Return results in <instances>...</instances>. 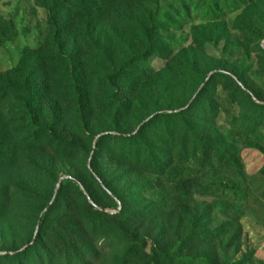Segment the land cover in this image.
Segmentation results:
<instances>
[{
	"label": "rangeland",
	"instance_id": "obj_1",
	"mask_svg": "<svg viewBox=\"0 0 264 264\" xmlns=\"http://www.w3.org/2000/svg\"><path fill=\"white\" fill-rule=\"evenodd\" d=\"M232 1L237 8L209 20L182 15L171 0H0V264L28 249L42 216L26 264L64 253L65 229L73 256L88 263L95 241L82 251L72 228L85 216V191L110 215L123 211L103 224L101 237L116 239L93 252L92 264H179L163 260L172 250L190 261L264 264V128L244 133L230 122L260 117L264 0ZM189 106L209 145L163 175L121 162L118 143L105 137L151 124L147 138L156 140L168 129L158 114ZM25 109L50 134L35 149L24 146L29 135L18 137ZM98 142L97 171L122 202H112L89 170ZM70 176L79 184L53 200ZM135 242L144 247L135 251Z\"/></svg>",
	"mask_w": 264,
	"mask_h": 264
},
{
	"label": "trees",
	"instance_id": "obj_2",
	"mask_svg": "<svg viewBox=\"0 0 264 264\" xmlns=\"http://www.w3.org/2000/svg\"><path fill=\"white\" fill-rule=\"evenodd\" d=\"M173 4L182 6L183 9L181 11L182 15H188L189 12H195L200 13L203 18L209 19V20H215L216 18H221L223 16L221 12H230L234 10V8H237V6L234 5L232 0H171ZM220 1H223V3L220 5L218 4ZM219 6H221L219 9ZM235 6V7H234ZM221 10V11H219ZM237 77V76H236ZM235 79V78H234ZM236 82L240 85L242 82L239 77L235 79ZM5 92L7 94L12 93L11 89H6ZM240 95H243L244 97L250 98L248 93H239ZM257 100L258 98L255 97ZM254 106L260 111L259 115L260 117H256V115H234L231 119V127L232 129H238L244 133L249 132L250 130L252 132L257 131L259 129L264 128V102H262L260 99L257 100V103L254 102ZM192 107L189 106L185 109H181L179 111H170L169 113H163L160 112L158 116L156 117L155 121H160L161 123H165L168 125V129H165L164 131L161 130V134L157 139H160L158 141L154 138H147L149 131L148 126H141L136 133H126L125 131L118 130L113 133H106L105 137H110L112 139H115L118 143V147L120 148V152H118V158L121 162L126 163L133 168L137 169H144L148 171L150 174H153L154 172H158L157 174L163 175L169 168V166L175 164V163H186L190 159L196 160L198 152L203 149V146L206 144L209 145V143H204L201 140V136H203V129L202 127L195 126L196 118L193 116L192 113ZM25 114V120L23 121V126L18 129V137H24L28 136V140H30V143H24V146L27 148H37L39 147V139L42 136H49L50 134L47 131V129L39 127L36 122L35 118L32 116V114L28 113V111L25 109L23 111ZM209 121H207L210 125L208 129H212V126L214 123H216L215 118H209ZM154 120L150 123L155 122ZM205 122V123H207ZM11 139V137H10ZM99 142L95 146V155L94 158H91L89 161V170H93L94 174L93 177L97 180V182L101 185L102 189L104 190L105 194L108 196V198L112 202H122V197L119 195V193L111 188L109 184H107L104 176L100 175L96 168V154L99 149ZM216 144V143H215ZM42 146L47 147L49 146L48 143H43ZM214 152L216 154L220 153L222 154L223 150H219L218 144L214 147ZM180 153H179V152ZM204 151V150H203ZM169 152V153H167ZM179 153L181 157L177 155ZM192 153L194 156H192ZM226 153V151H224ZM117 156V155H116ZM192 156V157H191ZM92 173V172H91ZM71 177V176H70ZM74 178V177H73ZM75 180H66L63 182L61 190L64 189L69 183H76L79 184L78 180L74 178ZM103 185L106 187L104 189ZM95 204L98 207H95L89 203V201L86 198V195L84 193V197L87 200V210L85 208V216L80 219V225L79 226V220H76L72 224V228L74 231L78 230V232L81 234L82 237V251H85L88 244L91 243L93 240L95 241V245L93 250L88 254V260H90L88 263L85 260H80L79 258L76 259V256L74 257V248L75 245H72L70 239L72 231L70 230H63L62 235H66L67 237L63 240L62 238V249L66 252L61 254H53L49 258L50 264H70L69 262L72 261V264H92L90 262L96 261V255L93 252H96V250L105 249L109 247V244L116 239L115 233L110 235L102 236V232L104 231V223L108 219L114 220L116 218L121 217L123 215V211L116 215H110L109 213H105L103 210H107L104 207L99 206L97 201L95 200L93 194L90 191H87ZM111 192L112 195L109 193ZM59 194L57 196L54 195L53 200H58ZM51 205H48L46 207V210ZM67 206H64L61 202L58 204L56 209L59 211L64 210V208ZM50 208L49 210H51ZM45 216H42L39 220L37 229H39V233L36 236V233L34 235V238L32 240V245L26 250V251H17V252H8V255L5 257L7 261L10 264H26L25 259L23 257H27L25 255L26 253H30L40 242L41 239V231L43 229V226L45 225ZM71 226V225H70ZM67 227V225H65ZM76 229V230H75ZM74 234V233H73ZM119 234L122 236L124 235V231L119 229ZM36 237V239H35ZM67 241V243H66ZM144 247V243L135 242L132 245V248L135 251H139L140 248ZM159 253L156 254V256ZM163 260L167 263H179V264H211L210 262L206 260H188L181 256H179L178 252L175 250H172L171 252L162 255ZM131 257H127V261H130ZM153 263L157 262V258L153 257ZM94 261V262H95ZM43 264L45 263V257L43 260ZM155 264V263H154Z\"/></svg>",
	"mask_w": 264,
	"mask_h": 264
},
{
	"label": "water",
	"instance_id": "obj_3",
	"mask_svg": "<svg viewBox=\"0 0 264 264\" xmlns=\"http://www.w3.org/2000/svg\"><path fill=\"white\" fill-rule=\"evenodd\" d=\"M91 172H92V174H94V172H93V170H91ZM95 175V174H94ZM66 180H75L73 177H63L60 181H59V183H58V185H57V189H56V194H55V196H57L58 194H59V192H60V190H61V187H62V184H63V182L64 181H66ZM103 187H104V189H106V187L103 185ZM111 195H112V193L111 192H109ZM85 195H86V198H87V200L89 201V203L91 204V205H93V206H95V207H98L96 204H95V202L93 201V199L91 198V196H90V194L87 192V191H85ZM51 208V206L48 208V210ZM105 213H110V214H114L115 212H110V211H107V210H103ZM117 212H120V210L119 211H117ZM38 235V231H37V234H36V236ZM35 239H36V237H35ZM33 244V243H32ZM31 244V245H32ZM31 245H29L27 248H29Z\"/></svg>",
	"mask_w": 264,
	"mask_h": 264
}]
</instances>
